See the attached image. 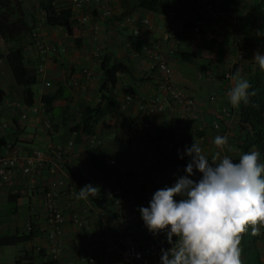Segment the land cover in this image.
Returning <instances> with one entry per match:
<instances>
[{"label":"crops","instance_id":"0c3cea01","mask_svg":"<svg viewBox=\"0 0 264 264\" xmlns=\"http://www.w3.org/2000/svg\"><path fill=\"white\" fill-rule=\"evenodd\" d=\"M45 1L16 0L19 10L13 6L11 18L20 15L49 44L58 47L56 53L46 57L39 54L30 34H21L11 41L0 35V153L7 140H15L21 154L34 148L50 153L55 146L72 140L74 144L67 155L69 169L78 173L86 185L99 186V197L103 198L102 206L91 196L87 204L78 198L73 204V209L89 221L93 231L87 241L95 258L92 264H121L118 252L109 260L104 259V239L98 236L102 221L106 223L107 237L114 238L117 231L118 218L111 190L121 175L144 173L146 177L142 187L141 183L126 182V215L132 211L137 213L128 230L141 243L148 229L139 207H147L157 189L175 183L168 177L166 166V158L174 149L184 153L185 146L196 142L209 159L217 152L233 160L242 155L238 129L240 105L230 104L228 84L223 77L235 58L230 44L233 30L205 10H197L194 0H169V6L161 11L141 8L139 0H86L82 9L73 7L70 0H52L57 8L72 9L73 25L82 31L72 38L62 27L45 24L40 6ZM209 3L236 12L246 40V54L242 62L233 65L232 71L234 75L239 70L247 79L249 68L257 64L254 55L264 54V0H209ZM106 9L110 13L103 14ZM129 15L146 17L155 28L135 34L126 22ZM197 19L203 24L199 32H194L192 28ZM171 29L178 35L177 43L165 38V33ZM144 46L162 54L171 67L173 81L194 98L191 113L185 115L181 110L166 107L161 112L144 114L137 109L136 98L159 94L156 89L159 74L147 71L152 58L143 53ZM16 47L22 48L26 66L35 73L36 94L31 103L25 95V87L15 82L7 62V54ZM96 51L100 55L95 56ZM42 60L46 71L38 75L36 66ZM103 60L107 64L120 62L126 68L115 73L116 82L110 90L102 87L104 76L100 63ZM83 68L90 69L89 77L82 75ZM122 83L131 86L134 101H123L119 88ZM233 84L232 79L229 86ZM16 101L24 107L36 105L40 109L36 113L29 111L26 118H22L21 109L13 105ZM90 115L93 132L86 136L83 118ZM47 120L52 122V131L46 128ZM213 121L219 122V128L213 126ZM3 123L8 127L3 128ZM217 135L228 137L224 149L214 145ZM95 145L104 152L107 176L89 163L88 147ZM184 157L188 163L190 157ZM200 175L196 172L190 178L197 180ZM53 177L46 172L31 176L18 170L8 183L0 182V237L27 234L30 221L34 226L30 239L0 245V264H81L79 229L69 220L63 194L57 198L64 214L59 238L61 254L56 262L50 260L47 238L50 226L45 215L43 189ZM68 187L67 182L62 190ZM259 232L256 264H264V227H260ZM163 236L166 239L164 233ZM240 248L242 264H253L247 257L248 252L243 253L241 243Z\"/></svg>","mask_w":264,"mask_h":264},{"label":"built area","instance_id":"2783aa9c","mask_svg":"<svg viewBox=\"0 0 264 264\" xmlns=\"http://www.w3.org/2000/svg\"><path fill=\"white\" fill-rule=\"evenodd\" d=\"M194 1L197 10H205L211 17L226 22L232 28L233 33L230 44L235 52L232 67L235 63L242 62L246 54V40L236 12L228 8H216L209 3V0ZM70 3L77 9H82L86 6V0H70ZM108 13H110L108 9L103 12V14ZM126 22L132 26L135 34H140L144 30L155 28V25L146 17L139 18L135 15H129L126 17ZM202 24V20L197 19L192 30L199 32ZM157 27L161 28L160 25ZM30 38L39 54L44 57L58 51V47L49 44L37 30H32ZM165 38L175 43L178 42V35L173 29L165 33ZM143 53L152 58V62L149 64L147 71H156L159 74L156 81V89L159 91V94L153 93L136 98L131 86L127 83H122L119 88L123 94V101L132 102L136 98L137 109L144 114L161 112L166 107H170L173 110H181L185 115L191 113L195 107V100L183 87L173 81L171 67L162 54L148 46L143 47ZM98 55L100 53L96 51L95 56ZM232 67L223 75L228 84V92L231 89L229 84L233 77ZM45 71L46 66L42 60L36 66V73L38 75H44ZM81 73L85 77L91 75L89 68H83ZM13 105L21 109L22 118H26L29 111L36 113L40 109L36 105L24 107L17 101ZM45 125L48 131H52L53 125L51 121L47 120ZM213 126L219 128L220 124L217 121H213ZM2 127L7 128L8 124L3 123ZM73 144L72 140H68L64 144L55 146L53 152L50 153L42 148H34L30 152L21 154L15 140H7L0 153V182L8 183L18 170L25 175L31 176L41 175L44 172L54 175L43 189L45 215L47 223L50 226L47 235L50 260L56 262L61 254L59 238L63 232L64 214L57 204V198L63 194L65 196L64 206L69 211V220L79 229V261L81 264H92L95 258L87 244V241L93 236L91 225L87 219L83 218L78 211L73 209L74 200L78 197V192L82 188L78 178L73 175V170L69 169L67 155ZM186 164V158L182 151L180 149H174L171 159L169 161L166 160V166L169 172L168 177L176 180L178 176L185 175L183 170ZM56 175L58 176L56 177ZM145 179L144 173L129 177L121 175L111 190L115 214L118 218V227L114 238L107 237L108 231L105 221H102L98 227V236L104 239L102 255L106 261L109 260L113 253L118 252L121 258V264H160L161 249L170 247L163 233L154 236L147 230L145 239L139 243L137 238L128 230L130 221L137 217V213L132 211L129 215H126L125 203L128 197L126 182L142 183ZM67 182L69 183V187L66 190H62V187ZM84 201L87 204L88 201ZM142 204H145V202ZM33 228V223L31 221L28 222L27 230L30 231Z\"/></svg>","mask_w":264,"mask_h":264},{"label":"clouds","instance_id":"9594fccd","mask_svg":"<svg viewBox=\"0 0 264 264\" xmlns=\"http://www.w3.org/2000/svg\"><path fill=\"white\" fill-rule=\"evenodd\" d=\"M253 59L264 71V54ZM228 92L233 107L248 103L252 85L237 70ZM219 149L228 144L227 136L213 141ZM183 155L190 157L172 186L157 189L147 207H139L145 227L154 236L164 233L170 247L161 249L160 264H242L240 243L244 233L259 235L264 227V164L260 152L242 154L238 162L215 153L211 159L193 142ZM183 158V156H181ZM196 172L201 175L194 180ZM100 195L99 186L87 184L78 199ZM179 196L177 200L175 197ZM173 237L176 239L173 240Z\"/></svg>","mask_w":264,"mask_h":264},{"label":"trees","instance_id":"16d2710c","mask_svg":"<svg viewBox=\"0 0 264 264\" xmlns=\"http://www.w3.org/2000/svg\"><path fill=\"white\" fill-rule=\"evenodd\" d=\"M13 6L19 10L16 0H0V35L6 40L11 41L21 34H30L32 26H30L19 15L17 18H11ZM43 11V20L49 26L62 27L65 32L72 38H76L82 31L75 27L72 22V9L70 7L57 8L52 0H46L40 4ZM138 6L152 11H161L169 6V0H139ZM12 75L17 84L25 87V95L31 103L36 94V78L34 70L28 68L25 64L21 47L10 49L6 56ZM101 61L100 69L102 70L104 89L110 90L115 85V73L126 68L120 62H110L109 64ZM247 80L252 85L250 92L255 91V95L249 97L248 103L243 101L240 103V113L238 120V129L240 132V149L242 154L250 152L251 149L260 152V161L264 162V71L258 64L253 69L249 68ZM112 99V98H106ZM93 117L87 116L83 118V132L86 136L92 134ZM89 163L99 173L104 176L108 175L106 158L102 148L99 145L89 146ZM172 154L166 158L169 161ZM238 159L233 160L238 162ZM73 175L78 178L79 184L83 187L86 182L83 181L75 171ZM145 180L141 183L144 185ZM94 202L100 206L103 205V198L99 196L93 198ZM34 228L22 235H11L0 237V245L14 244L20 241L28 240L33 235ZM259 235L248 239L247 232L243 234L241 245L243 253L249 252L255 248L256 241L260 239Z\"/></svg>","mask_w":264,"mask_h":264},{"label":"rangeland","instance_id":"374dc122","mask_svg":"<svg viewBox=\"0 0 264 264\" xmlns=\"http://www.w3.org/2000/svg\"><path fill=\"white\" fill-rule=\"evenodd\" d=\"M247 235H248V239L253 238V235H251V228L250 227H249V230L247 232ZM258 254H259V251L256 248H254V249H252L251 251L248 252L247 257L250 259V261L253 264H256V261L258 259Z\"/></svg>","mask_w":264,"mask_h":264}]
</instances>
